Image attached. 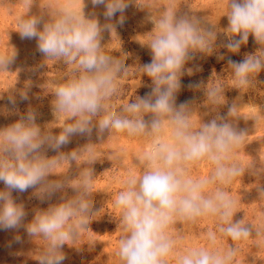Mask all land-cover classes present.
Returning <instances> with one entry per match:
<instances>
[{
  "label": "rangeland",
  "instance_id": "obj_1",
  "mask_svg": "<svg viewBox=\"0 0 264 264\" xmlns=\"http://www.w3.org/2000/svg\"><path fill=\"white\" fill-rule=\"evenodd\" d=\"M81 8L86 18L97 19L101 25L108 22L102 15L103 6L94 8L90 0H0V132L29 113L34 114V126L45 142L29 159L38 157L49 165L41 183L27 192L11 193L27 216L20 229L0 230V264H38L48 241L42 235L28 236L26 227L37 215L72 201L89 204L87 228L91 232L78 226L79 215L71 218L74 238L71 246L62 249L67 256L63 264H121L117 252L126 232L116 197L129 190L131 179L138 181L149 170L148 157L155 156L160 146H179L175 138L176 110L182 111L190 133L201 131L215 120L243 135L226 153H217L219 164L204 156L191 161L181 159L173 165L172 170L182 182H205L200 195L213 200L217 211L202 209L195 216L174 214L166 229L174 242L168 264H177L176 258L191 249H204L221 257L231 252L232 258L225 264H264V69L250 75L248 83L241 86L228 63L229 58L241 61L247 56L264 61V44L250 35L238 52L226 48L230 40L239 38L227 31L228 0H132L124 13L126 22L114 31L101 33V51L112 58L114 67L120 66L113 79V91L101 99L96 115H73L57 107L56 89L78 79L83 70L66 58L41 54L36 39H21L19 24L35 17L40 19L38 27L42 30L45 24L59 19L65 9ZM168 10L178 17L197 20L202 32H212V51L189 50L190 59L179 75L181 88L175 93L173 112H128L130 104L139 103L155 87L143 72V65L152 59L150 42L156 34L155 22ZM119 15L111 21L113 24ZM25 95L27 100H22ZM233 107L235 111L230 112ZM109 115L142 121L145 127L132 134L113 127L101 130L100 120ZM156 119L160 126L153 129ZM85 120L89 131L70 135L67 144L54 147L67 127ZM5 147L0 140V162L16 163ZM219 167L239 171L235 176L226 171L221 179L216 176ZM57 184L61 186L56 188ZM0 191H7L3 183ZM219 194L224 200L218 198ZM225 201H230L227 222L222 219ZM237 222L249 228L248 237L233 240L221 231ZM17 235L22 243L14 242Z\"/></svg>",
  "mask_w": 264,
  "mask_h": 264
},
{
  "label": "clouds",
  "instance_id": "obj_2",
  "mask_svg": "<svg viewBox=\"0 0 264 264\" xmlns=\"http://www.w3.org/2000/svg\"><path fill=\"white\" fill-rule=\"evenodd\" d=\"M90 3L94 8L103 6L102 15L108 22L101 25L97 19L86 18L81 8L76 11L65 9L59 19L45 24L42 30L38 27L40 19L35 17L19 24L21 39H36L41 54L48 58H66L69 62H76L83 70L78 79L56 89L57 107L73 115H96L100 110L101 99L113 91V79L120 66L116 64L114 67L112 58L101 51V33L114 31L117 25L122 26L126 22L124 13L132 0H90ZM117 13L120 14L119 18L113 24L111 21L117 17ZM92 15L95 16V12ZM227 20V31L239 37L225 45L229 51L238 52L241 45L248 42L250 35L264 44V0H228ZM155 28L156 34L150 42L152 59L143 65V72L152 79L155 87L139 103L130 104L126 109L128 112L136 113L141 109L157 115L173 112L175 93L181 88L179 75L185 62L190 59L189 50L212 51V40L215 39L213 33L202 32L195 19L178 17L168 10L155 22ZM228 63L241 86L248 83L250 75L264 69V61L259 57L247 56L241 61L229 58ZM188 71L191 74V69ZM21 99L27 100V96ZM183 107L181 104L180 109ZM234 111V107L230 109V112ZM34 121V114L29 113L0 132V140L6 144L4 151L16 160V163L0 162V183L7 189L0 191V230H18L23 226L27 213L22 205L13 200L11 193H23L34 188L45 178L49 168L38 157L29 159L45 142L39 138L40 130L34 126ZM87 122L85 120L76 126L67 127L65 133L56 139L54 147L67 144L70 135L89 131L85 126ZM174 122L177 125L175 138L179 146H160L155 156L148 157L151 161L149 170L138 181L131 179L128 182L129 190L120 192L116 197L115 205L121 210L126 232L120 239L117 252L121 264H168L174 242L167 236L166 229L173 222L174 214L195 216L200 215L202 209L217 211L213 200L200 195L205 182H182L177 179L172 168L181 159L191 161L204 156L219 164L221 157L217 153H226L230 145L241 141L243 133H238L227 123L217 124L215 120L205 124L201 131L190 133L180 110L175 111ZM99 126L101 130L113 127L118 131L128 130L132 134L142 130L145 124L109 115L100 120ZM159 126L160 121L153 120V129ZM226 171L235 176L239 170L219 167L216 176L223 179ZM60 186L55 185L56 188ZM218 198L224 200L223 194H219ZM223 207L225 211L222 219L227 222L230 201H225ZM89 211L87 202L72 201L35 217L26 227L27 235H42L48 241L46 250L38 257V264H63L67 256L62 249L65 245L71 246L74 238L69 221L79 215L78 226L91 232L87 228ZM221 231L233 240L246 238L250 234L249 228L241 226L239 222L228 224ZM14 242L22 243L23 240L17 235ZM232 255L230 252L227 257H221L204 249H191L176 260L177 264H225Z\"/></svg>",
  "mask_w": 264,
  "mask_h": 264
}]
</instances>
